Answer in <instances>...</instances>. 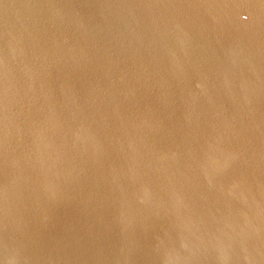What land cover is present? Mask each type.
I'll use <instances>...</instances> for the list:
<instances>
[{
    "label": "water",
    "instance_id": "water-1",
    "mask_svg": "<svg viewBox=\"0 0 264 264\" xmlns=\"http://www.w3.org/2000/svg\"><path fill=\"white\" fill-rule=\"evenodd\" d=\"M0 264H264V0H0Z\"/></svg>",
    "mask_w": 264,
    "mask_h": 264
}]
</instances>
